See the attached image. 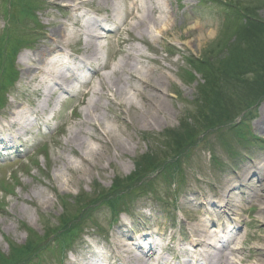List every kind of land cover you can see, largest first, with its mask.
<instances>
[{
  "label": "rangeland",
  "instance_id": "1",
  "mask_svg": "<svg viewBox=\"0 0 264 264\" xmlns=\"http://www.w3.org/2000/svg\"><path fill=\"white\" fill-rule=\"evenodd\" d=\"M48 1L0 0V104L7 99L0 123L15 102L29 109L38 101L26 87L22 63H29L21 57L32 55L36 45H50L41 34L48 35L54 20L69 24L64 9ZM165 2L178 15L176 27L166 35L155 33L144 64L162 67L171 116L157 125L131 128L125 116L116 120V111L104 110L99 129L117 130L110 138L120 150L100 152L99 144L86 140L101 153L93 161L97 156L86 151L93 161L88 168L69 152H64V165L56 159L69 129L83 119L82 106L76 108L71 95L51 102L45 115L54 117L48 125L34 123L15 153L1 158L0 152V264H69L77 252L82 256L92 247L105 248L119 236L121 221L163 234L156 246L183 245L190 236L187 226L203 214L195 200L214 196L227 177L258 156L264 158V0ZM82 12L97 17L89 9ZM233 12L236 17L225 16ZM113 31L101 41L102 62H110L118 47ZM82 47L83 39H73L60 48L72 60L80 57ZM12 84L5 95L4 88ZM258 187L253 179L235 193L230 204L237 205L236 217L223 228L224 244H216L244 247L242 256L231 257L235 263L254 244ZM29 243L38 247L26 257ZM172 252L163 255L170 259Z\"/></svg>",
  "mask_w": 264,
  "mask_h": 264
},
{
  "label": "bare ground",
  "instance_id": "2",
  "mask_svg": "<svg viewBox=\"0 0 264 264\" xmlns=\"http://www.w3.org/2000/svg\"><path fill=\"white\" fill-rule=\"evenodd\" d=\"M48 5L63 8V18L69 24L54 20L49 24L48 35L41 34L50 45H36L32 55L21 57L22 62L29 63H22L26 87L38 101L29 109L15 102L0 123V150L15 149L20 137L33 125H46L49 104L62 95H71L82 106L84 116L73 129H69L56 159L64 165V152H69L79 164L93 168L92 162L98 160L101 153L86 140L99 144L100 152L120 150L118 142L111 139H115L117 130L109 127L108 134L100 131L98 119L101 112L116 111V120L123 121L125 116L131 128L135 124L157 125L171 116L165 105L168 79L162 67L149 69L144 60L148 58L149 43L156 40L155 33L166 35L173 31L178 15L165 0H49ZM184 6L189 8L187 3ZM83 9L93 11L97 17L85 15ZM230 24H233L232 20ZM111 28L118 47L110 62H102L104 47L101 41ZM73 39H83V47L80 57L70 60L60 47ZM88 72L91 76L83 81ZM127 94L139 101L127 97ZM125 108L128 109L126 113L123 112ZM126 138L130 139V135ZM86 151L97 157L93 161L88 159ZM253 179H257L260 188V200L256 202L259 217L254 219L258 230L252 236L254 244L247 248L249 255L235 263L231 257L242 256L244 247L217 248L216 244H224L222 236L226 230L223 228L236 217L237 205L230 204V200ZM216 193L195 200L197 212L203 214L187 226L189 239L176 246L170 259L163 255L169 250L168 245L163 243L159 251L155 247L163 234L148 233L146 228L121 221L117 225L119 236L109 239L105 248L90 249L89 246L90 250L82 255L84 257L77 252L69 264H264V158L258 156L252 164L242 166L237 175L225 179ZM232 205L234 210L228 208ZM130 232L134 233L133 237Z\"/></svg>",
  "mask_w": 264,
  "mask_h": 264
},
{
  "label": "trees",
  "instance_id": "3",
  "mask_svg": "<svg viewBox=\"0 0 264 264\" xmlns=\"http://www.w3.org/2000/svg\"><path fill=\"white\" fill-rule=\"evenodd\" d=\"M70 224L71 223H69L68 224V235L70 234ZM64 226H67V225H64ZM74 229V228H73ZM72 229V230H73ZM65 233V232H64ZM71 233H72V231H71ZM52 235H54V236H56L57 237V235L56 234H54L53 232H52ZM48 237V235L46 236V238ZM29 244H31V243H29ZM29 247V250L28 251H26V257L28 256V255H30V254H32V253H34L35 251H36V247H38V246H33L32 244L31 245H29L28 246ZM28 247H26L25 249H27Z\"/></svg>",
  "mask_w": 264,
  "mask_h": 264
}]
</instances>
